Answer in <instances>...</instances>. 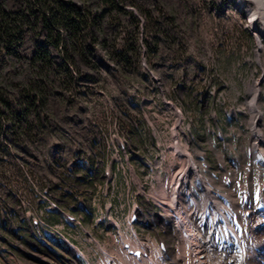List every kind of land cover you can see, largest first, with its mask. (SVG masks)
<instances>
[{"label": "rangeland", "instance_id": "rangeland-1", "mask_svg": "<svg viewBox=\"0 0 264 264\" xmlns=\"http://www.w3.org/2000/svg\"><path fill=\"white\" fill-rule=\"evenodd\" d=\"M74 2L89 3L92 9L86 12L92 22L97 18L104 25L97 31L100 44H88L91 62L79 58L82 73L78 75L74 63L75 79L70 82L88 84L82 94L92 96L106 78L103 90L110 101L92 96L77 105V97H69L66 104L64 92H52L46 109L51 114L39 109L29 113L27 106L36 93L13 94V115L0 123L4 127L0 130V212L7 202L18 216L11 227L0 224V264H115L116 260L133 264L127 258L129 250L121 247L118 229L129 240L146 244L152 257L159 258V241H167L169 256L159 263L173 264L181 230L173 217L166 225L160 214L167 212L162 207L161 182H170L181 165L175 132L183 143L190 136L193 153H206L210 171L219 179L228 170L230 176L240 170L242 181L255 184V178L247 176L251 165L246 156L251 145L248 101L259 84L264 109V22L252 26L255 5L241 0ZM6 4L9 10H29L16 8V0ZM34 12L21 51L16 52L20 59H32L45 42V33H37L38 27L43 28V15ZM257 36L263 42L260 58ZM49 46L56 63L62 62L60 50ZM8 55L0 51V59L5 60L0 61V74L6 69L2 65L11 63ZM115 58L124 65L120 71ZM20 73L11 66L12 78H20ZM219 130L223 139L217 137ZM113 137L126 140L129 164L110 163ZM219 153L224 154L225 165ZM102 164L113 170L112 180H105L96 169ZM253 170L257 174L259 168ZM45 189L62 208L70 211L76 205L71 212L78 217L77 224L69 226L62 215L47 214V203H38L45 199L41 196ZM137 204L144 207V218L150 223L139 222L134 231L128 217ZM110 205V218L118 221V228L110 227L108 220L98 222L99 217H107L105 208ZM256 205L245 207L246 214ZM27 211L34 213L41 227L21 222ZM246 214L249 229L264 222V212ZM48 227L52 234L44 229ZM57 232L71 240L70 246ZM41 238L47 243H41Z\"/></svg>", "mask_w": 264, "mask_h": 264}, {"label": "bare ground", "instance_id": "bare-ground-1", "mask_svg": "<svg viewBox=\"0 0 264 264\" xmlns=\"http://www.w3.org/2000/svg\"><path fill=\"white\" fill-rule=\"evenodd\" d=\"M241 1L255 5L250 16L252 26H256L257 21L264 22V0ZM257 37L258 57L260 58L263 42L259 36ZM72 70L74 71V68ZM261 90L259 84L255 85L252 89V97L248 101L251 115L249 142L255 147L261 146L264 151V109L260 104ZM189 139L191 138L187 135L183 143L178 133L175 132L174 146L176 154L181 159V162L179 161L181 165L176 172L174 171L170 182L166 180L161 182V193L164 198L162 207L167 212L160 216L166 225L173 217L181 230V245L178 248V255L173 259V264H264V232L257 233L254 228H246L244 236L236 241L230 239L219 224L214 223L217 212H222L227 217L226 224L235 214L241 215L246 224L250 221V218L245 217L247 209L244 210V208L250 207L254 202L258 203L264 196V173L261 169L264 165L257 164L251 158L247 176L254 177L255 184L242 181L243 175L239 172L240 170L234 172L232 176H230L232 171L228 170L225 177L219 179L217 173L210 171V164L205 159L206 153L200 151L196 154L191 151L188 144ZM219 157L225 165L224 154L219 153ZM254 167L259 168L257 174L253 170ZM246 196H248V201H245ZM255 211L256 209L253 208V212ZM137 237L140 239L139 235ZM138 244L141 248L132 247L131 249L146 247L143 242ZM256 247L260 248L258 252ZM127 258H130L133 264H160V260L154 256H150L149 259L141 257L139 260L129 254ZM114 263L128 264L125 260L123 263L117 260Z\"/></svg>", "mask_w": 264, "mask_h": 264}, {"label": "trees", "instance_id": "trees-1", "mask_svg": "<svg viewBox=\"0 0 264 264\" xmlns=\"http://www.w3.org/2000/svg\"><path fill=\"white\" fill-rule=\"evenodd\" d=\"M116 2L115 0H110ZM31 3V7L41 5L40 13L43 15V32L45 33V42L34 53L31 62H50L51 67L62 72H66L67 81L75 79V73L71 69L72 58H75L77 50H81V56H86L85 59L89 58V49L92 46L88 44H95L92 42L93 38L99 43L97 31H101V26L104 22L99 21L97 18L92 22L91 17L86 12V9L91 10L89 3H82V6L77 5L74 0H27ZM6 0H0V35L1 38L9 39L5 42L4 46L0 48V51L6 50L11 54L8 58L11 60V66L15 67L17 74L22 69L17 68L22 62L19 61V57L16 54L17 51H21V45L24 43L25 34L28 31L29 25L27 22H32V15L35 16L34 10H9L6 6ZM48 12V13H45ZM32 14V15H31ZM57 30V34L55 30ZM64 31V32H63ZM92 40H91V36ZM66 47L68 55L64 50H61V46ZM100 44V43H99ZM49 45L55 46L63 54L62 62L56 63ZM17 56V57H16ZM7 59V58H5ZM2 59H0L1 61ZM8 61V59H7ZM71 61V62H70ZM124 61V60H123ZM1 62H5L2 60ZM2 64V63H1ZM3 67L6 66L4 63ZM1 67V65H0ZM12 78V76H11ZM3 85V73L0 74V87ZM27 94L36 93L33 96L32 104H28V112L31 109L37 111L38 109L47 111L49 104V94H44L41 86L38 84H31L25 88ZM38 101V106L35 103ZM11 101L0 102V114L8 115V118L12 117L11 112ZM9 110V111H8ZM3 118H0V123H3ZM2 127V125H0ZM3 160V159H2ZM4 162V161H3ZM8 162V161H6Z\"/></svg>", "mask_w": 264, "mask_h": 264}, {"label": "built area", "instance_id": "built-area-1", "mask_svg": "<svg viewBox=\"0 0 264 264\" xmlns=\"http://www.w3.org/2000/svg\"><path fill=\"white\" fill-rule=\"evenodd\" d=\"M16 1H18L16 8L41 10L40 9L41 5L36 7L34 6L33 9L31 7V3H27V0H16ZM115 1H121V0H115ZM10 9H12V7ZM133 10L136 12V9ZM40 20L43 21V18H40ZM38 28H39V32L37 33H43V28L42 27H38ZM57 30L58 29L55 30L56 34H57ZM8 40L9 39L1 38L0 35V48L3 47L5 42H7ZM91 40H92V36H91ZM92 42L95 43V38H93ZM28 48L29 47H27V49ZM61 50H64L68 55V50H66V47H63V44L61 46ZM79 58H86V56H81V50H77V54L75 55V58H72L73 63L77 64V72L78 75L80 76L82 70H81V66L79 65ZM87 60L90 59L87 58ZM19 61L22 62V70L20 73V78H11V64L6 65L5 73H3V85L2 87H0V102L12 101L13 103V94H22V95L27 94L25 88L29 87L31 84H38L39 86H41V89L44 91V94H49V101L53 100L52 92H64L63 101L66 104L68 103L69 97H77V105H82V103L87 99L92 100L93 99L92 96L101 97L104 101H108V102L110 101L107 93L103 90L104 85L106 83V78H103V83L99 84L98 89H96V95L83 96L82 87L88 86V84H72L71 82H68L66 78V72H62L60 70L52 68L50 62H43V60H39V62H31V60L28 59H19ZM115 62L117 64V70L120 71L121 66L124 67V65L120 64V62H117V58H115ZM100 74H102L103 76L102 71H100ZM139 90L142 89L139 88ZM67 91H70L71 93ZM32 103L33 102H30V104ZM35 105L38 106V101L35 103ZM39 110L41 111V109ZM0 118H3L5 121H7L8 115L0 114ZM0 130H4V127H0ZM38 131L42 132V130L40 131V129H38Z\"/></svg>", "mask_w": 264, "mask_h": 264}]
</instances>
